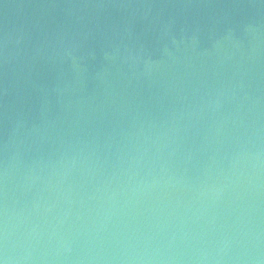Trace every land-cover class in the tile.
I'll return each instance as SVG.
<instances>
[{
    "label": "water",
    "instance_id": "water-1",
    "mask_svg": "<svg viewBox=\"0 0 264 264\" xmlns=\"http://www.w3.org/2000/svg\"><path fill=\"white\" fill-rule=\"evenodd\" d=\"M0 261L264 264V0H0Z\"/></svg>",
    "mask_w": 264,
    "mask_h": 264
},
{
    "label": "clouds",
    "instance_id": "clouds-1",
    "mask_svg": "<svg viewBox=\"0 0 264 264\" xmlns=\"http://www.w3.org/2000/svg\"><path fill=\"white\" fill-rule=\"evenodd\" d=\"M0 264H5V262L4 261H0Z\"/></svg>",
    "mask_w": 264,
    "mask_h": 264
}]
</instances>
